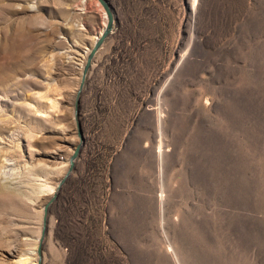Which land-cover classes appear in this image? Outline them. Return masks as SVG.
I'll list each match as a JSON object with an SVG mask.
<instances>
[{
  "label": "rangeland",
  "instance_id": "1",
  "mask_svg": "<svg viewBox=\"0 0 264 264\" xmlns=\"http://www.w3.org/2000/svg\"><path fill=\"white\" fill-rule=\"evenodd\" d=\"M107 2L0 0V264H264V0Z\"/></svg>",
  "mask_w": 264,
  "mask_h": 264
},
{
  "label": "water",
  "instance_id": "2",
  "mask_svg": "<svg viewBox=\"0 0 264 264\" xmlns=\"http://www.w3.org/2000/svg\"><path fill=\"white\" fill-rule=\"evenodd\" d=\"M97 1L101 4V6L103 7V9L105 11L106 23H105V26L103 27L100 35L97 37V39L94 41L93 45L91 46L89 52L86 53V55H85V60H84V63L82 65L81 71H80V80H79V84H78L79 88L83 84V80H84L85 74H86V72H87V70L89 68V65H90L91 57L93 56L94 52L100 46L102 40L104 39V37L107 35V33L109 32V30L112 27L113 17H112V14H111V7H110L109 3L107 2V0H97ZM78 148H79V145L75 146V148L72 150L71 154L69 155V157L67 159L68 167H67L65 175L73 167V162H74V159H75V157H76V155L78 153ZM50 201H51V198L42 207V215H41L42 231H41V236H42L43 231L45 229L47 206H48ZM37 254L39 255V247L37 248ZM38 264H39V261H38Z\"/></svg>",
  "mask_w": 264,
  "mask_h": 264
},
{
  "label": "bare ground",
  "instance_id": "3",
  "mask_svg": "<svg viewBox=\"0 0 264 264\" xmlns=\"http://www.w3.org/2000/svg\"><path fill=\"white\" fill-rule=\"evenodd\" d=\"M104 24V23H103ZM105 25V24H104ZM100 31H101V29H100ZM100 33V32H99ZM32 264H36V260L32 263Z\"/></svg>",
  "mask_w": 264,
  "mask_h": 264
}]
</instances>
